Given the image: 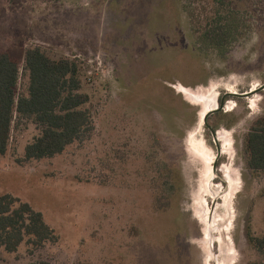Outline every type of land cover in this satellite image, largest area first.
Returning <instances> with one entry per match:
<instances>
[{
    "label": "rangeland",
    "instance_id": "1",
    "mask_svg": "<svg viewBox=\"0 0 264 264\" xmlns=\"http://www.w3.org/2000/svg\"><path fill=\"white\" fill-rule=\"evenodd\" d=\"M187 4L0 0V51L20 65L17 94H27L29 49L76 61L94 124L62 155L26 162L40 131L15 121L0 196L29 203L59 240L24 243L2 264L264 262L250 243L264 237V171L249 168L245 151L264 116V0L215 5L240 13L225 57L197 45ZM222 100L205 125V109ZM213 131L231 150L219 153Z\"/></svg>",
    "mask_w": 264,
    "mask_h": 264
},
{
    "label": "trees",
    "instance_id": "2",
    "mask_svg": "<svg viewBox=\"0 0 264 264\" xmlns=\"http://www.w3.org/2000/svg\"><path fill=\"white\" fill-rule=\"evenodd\" d=\"M187 1L185 9L194 26L197 45L202 51L225 57L237 41L240 13L234 9L228 15L221 14L217 6H223L227 0ZM211 4L217 5L210 9L217 14L215 18L208 16ZM203 15L208 21L206 25ZM23 70L29 84L27 94L20 96V65L9 53L0 51V157L8 152L15 121L30 120L40 135L26 147L24 161L55 158L87 138L94 128L92 113L87 108L90 97L82 92L80 66L70 59L54 60L35 47L26 52ZM245 151L249 168L264 171V116L253 123L246 135ZM58 240L41 212L11 194L0 196V264L3 252L14 254L24 243L40 248ZM250 243L264 258V237H251Z\"/></svg>",
    "mask_w": 264,
    "mask_h": 264
},
{
    "label": "water",
    "instance_id": "3",
    "mask_svg": "<svg viewBox=\"0 0 264 264\" xmlns=\"http://www.w3.org/2000/svg\"><path fill=\"white\" fill-rule=\"evenodd\" d=\"M256 92H258V91H253V92H250V93H247V94H244V95H237V94H232V95H237V96H240V97H250V96H253L254 93H256ZM223 108H224V100H222V102H221V106H220L218 109H216V110H214V111H211V112H209L207 115L204 116V123H205V125H207L208 118H209V116H210L212 113H214V112H218V111H221V110H223ZM213 136H214V138H215V141H216V143H217V147H218V150H219V153H220V149H221V147H220L219 143L217 142V140H218V139H217V133H216L215 131H213Z\"/></svg>",
    "mask_w": 264,
    "mask_h": 264
},
{
    "label": "flooded vegetation",
    "instance_id": "4",
    "mask_svg": "<svg viewBox=\"0 0 264 264\" xmlns=\"http://www.w3.org/2000/svg\"><path fill=\"white\" fill-rule=\"evenodd\" d=\"M252 91H256V89H253ZM202 119H203V117H202ZM218 136H219V140L222 141V143H223L222 144V147H221L222 153L224 154V152L226 153L227 151L231 150V148L229 147V145L225 143V140L223 142L222 137H221L222 136V133L221 132L218 133Z\"/></svg>",
    "mask_w": 264,
    "mask_h": 264
},
{
    "label": "bare ground",
    "instance_id": "5",
    "mask_svg": "<svg viewBox=\"0 0 264 264\" xmlns=\"http://www.w3.org/2000/svg\"><path fill=\"white\" fill-rule=\"evenodd\" d=\"M213 107H214V108H217V107H218V105H217V103H216V102H215V104L213 105ZM210 109H211V107H209V108L207 107V108L205 109V111L203 112V115H202V117H204L205 115H207L209 112H211V111H214V110H215V109H214V110H211V111H210Z\"/></svg>",
    "mask_w": 264,
    "mask_h": 264
}]
</instances>
